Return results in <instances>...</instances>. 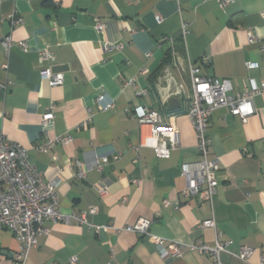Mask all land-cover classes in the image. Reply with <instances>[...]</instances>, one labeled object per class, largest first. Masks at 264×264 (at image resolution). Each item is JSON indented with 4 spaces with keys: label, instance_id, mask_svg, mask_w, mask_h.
Listing matches in <instances>:
<instances>
[{
    "label": "crops",
    "instance_id": "1",
    "mask_svg": "<svg viewBox=\"0 0 264 264\" xmlns=\"http://www.w3.org/2000/svg\"><path fill=\"white\" fill-rule=\"evenodd\" d=\"M262 46L264 0H233L225 8L220 0H0V83L6 85L0 135L26 148L46 179L59 180L65 216L96 209L89 221L110 226L96 234L74 220L48 221L49 234L39 237L25 264H70L73 257L78 264H214L189 247L181 258L164 260L153 239L213 244L215 232L200 228L207 220L227 244L223 264H262L264 94L254 97L247 124L225 109L210 119L209 159L220 164L212 202L185 198L181 174L183 164L199 161L187 115L191 67L208 58L202 74L230 80V95L237 96L249 81H264ZM44 50L54 61L40 62ZM249 62L258 67L249 70ZM46 68L63 74L64 84L51 88L40 76ZM138 106L178 129L180 145L168 159L144 145L151 128L135 118ZM51 107L55 120L43 129ZM48 138L69 140L43 154L36 148ZM80 166L84 178L77 177ZM141 219L152 221L148 235L126 229ZM20 246L10 231L0 232V264H14ZM245 246L254 250L248 262L239 258Z\"/></svg>",
    "mask_w": 264,
    "mask_h": 264
},
{
    "label": "built area",
    "instance_id": "2",
    "mask_svg": "<svg viewBox=\"0 0 264 264\" xmlns=\"http://www.w3.org/2000/svg\"><path fill=\"white\" fill-rule=\"evenodd\" d=\"M233 0H220V6L225 8ZM161 23V18H157ZM102 30L103 26L98 25ZM187 33V29H183ZM250 43L255 41V37L250 34ZM173 46V38L167 39ZM13 38L8 37L3 41V47L10 51L13 46ZM22 49L27 51V44H21ZM111 50V48H107ZM264 56V46L261 47ZM55 57L50 50L40 53L41 63L54 61ZM209 65L208 58H202L199 66H192L190 69V82L192 95L190 99L191 107L187 113L193 123L197 134V149L199 161L186 163L181 167V174L186 179V189L183 192L185 198L198 196L202 202H212L217 191V173L220 164L216 160L209 159L210 141L208 138L209 122L213 113L217 109H225L229 114L239 118L244 124L255 114L253 106L254 97L264 94V81L257 84L249 81L248 88L237 96L230 95L233 89L230 80L208 77L202 74L203 68ZM257 64L247 63L249 70L257 68ZM145 73V72H144ZM40 76L46 80L51 88H57L64 84V75L54 73L50 68L42 69ZM6 85L0 83V91L5 90ZM103 95L98 96V102L103 100ZM111 106L105 107L108 110ZM134 116L141 126L151 128V135L147 138L145 146L154 149L160 159H168L171 153L179 148V132L176 127L164 125L160 115L151 109L143 106L134 108ZM55 120L54 107L42 116V127H47ZM68 138H48L36 148L41 153H47L59 141L68 142ZM115 160L119 156L114 157ZM107 163V160H104ZM77 177L84 178L85 171L82 166ZM97 170H102L103 165L96 163ZM0 232L7 230L18 238L21 243L20 249L15 256L14 264H25L32 248L38 244L41 236L49 234L46 226L48 221H76L80 225H86L93 229L96 234L106 232L110 226H99L89 221V216L97 214L96 209H90L83 213H73L65 216L61 212V201L59 198V185L57 179L48 180L40 172L37 166L30 161L29 151L10 142L5 136L0 135ZM105 196L106 190H101ZM152 221L141 219L136 224L127 227L128 231L141 235H148ZM201 229H211L215 232L213 244L201 243L198 246H185L175 241L166 244V240L154 237L156 250L164 260L178 259L184 256L187 247L208 257L214 264H223L222 254L227 252V244L221 241V235L216 232L214 220H207L200 224ZM254 250L250 247H243L239 258L248 262L253 256ZM70 264H78V259L73 257ZM264 264V258H262Z\"/></svg>",
    "mask_w": 264,
    "mask_h": 264
}]
</instances>
